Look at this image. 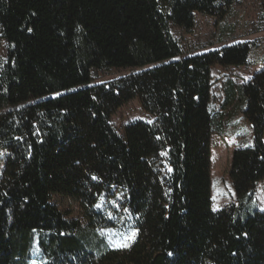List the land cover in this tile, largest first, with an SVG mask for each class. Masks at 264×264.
Listing matches in <instances>:
<instances>
[{
  "label": "trees",
  "instance_id": "trees-1",
  "mask_svg": "<svg viewBox=\"0 0 264 264\" xmlns=\"http://www.w3.org/2000/svg\"><path fill=\"white\" fill-rule=\"evenodd\" d=\"M235 0H0V264H264V68L224 83L211 109L214 66L247 64V43L184 56L170 34L195 13L221 20ZM264 13V0H261ZM264 22V21H263ZM128 69L106 84L93 70ZM138 100L150 122L118 133L112 117ZM240 113L253 133L233 151L235 203L211 202V148ZM76 202L85 225L52 202ZM120 199L138 235L128 249L97 233L98 210Z\"/></svg>",
  "mask_w": 264,
  "mask_h": 264
},
{
  "label": "rangeland",
  "instance_id": "rangeland-1",
  "mask_svg": "<svg viewBox=\"0 0 264 264\" xmlns=\"http://www.w3.org/2000/svg\"><path fill=\"white\" fill-rule=\"evenodd\" d=\"M263 21L261 0H235L227 16L221 20L195 13L194 26L189 32L174 26L170 28V34L184 56L216 51L238 43L249 45L250 53L245 66L238 68L214 66L211 69L213 82L211 109L214 112L220 110L225 82L246 83L264 68ZM6 57L7 44L0 36V66L4 64ZM130 72L131 70L128 69L93 70L92 83L106 84ZM136 121L150 122L151 118L144 112L138 100H132L117 111L111 119V124L118 133H121L125 126ZM252 143L251 127L240 113L227 121L221 136L213 139L210 172L213 210L235 203V194L228 176L232 153L235 149L249 147ZM6 156L5 151H0V178L4 171ZM52 202L67 220L78 221L81 226L85 225L76 202L61 197H53ZM120 203V199H101L98 210L115 222V225L110 229L98 228L97 233L111 248L128 249L135 242L138 232ZM253 204L264 211V180L255 189ZM133 232L134 237L128 239ZM121 242L126 243L127 246H119ZM29 264H43V259L37 250L33 251Z\"/></svg>",
  "mask_w": 264,
  "mask_h": 264
},
{
  "label": "snow or ice",
  "instance_id": "snow-or-ice-1",
  "mask_svg": "<svg viewBox=\"0 0 264 264\" xmlns=\"http://www.w3.org/2000/svg\"><path fill=\"white\" fill-rule=\"evenodd\" d=\"M97 207H99V205H97ZM134 235H135V233L133 232L132 236L128 237V239H131L132 237H134ZM119 246H124V247H126V246H127V244H126V243H123V242H121Z\"/></svg>",
  "mask_w": 264,
  "mask_h": 264
}]
</instances>
